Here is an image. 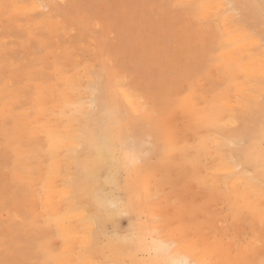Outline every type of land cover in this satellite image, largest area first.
Returning a JSON list of instances; mask_svg holds the SVG:
<instances>
[{
    "label": "bare ground",
    "instance_id": "6f19581e",
    "mask_svg": "<svg viewBox=\"0 0 264 264\" xmlns=\"http://www.w3.org/2000/svg\"><path fill=\"white\" fill-rule=\"evenodd\" d=\"M165 1L179 4L192 29H199L197 20L207 29L193 60L183 57L187 65L178 80L129 79L126 61L104 50L103 37L89 46L92 63L79 65L69 33L70 42L51 52L50 73L67 89L35 80L36 66H29L35 77L23 74L38 104L30 121L19 107L21 83L12 80L19 71L10 68L0 76V174L7 169L6 186L25 193L14 195L12 206L3 203L6 217L0 214V223L11 228V237L0 239V264H16L18 258L22 264H264V0ZM8 2L19 16L41 14L33 19L35 28H65L54 12L56 0ZM70 23L71 30L87 35L86 23ZM10 119L26 120V129L16 126L20 135H11L5 123ZM158 167L176 170L181 183L198 180L199 202L192 208L174 197L182 212L173 205L168 217L162 205L167 199L160 195L167 192L160 186L169 178L152 177L162 181L158 187L151 178L164 172L152 174ZM176 184L169 190L183 198L182 191L175 194ZM218 204L225 207L222 215ZM169 218L181 221L179 226L171 227ZM182 222L193 224L191 238ZM247 222L250 231L242 229Z\"/></svg>",
    "mask_w": 264,
    "mask_h": 264
},
{
    "label": "rangeland",
    "instance_id": "374dc122",
    "mask_svg": "<svg viewBox=\"0 0 264 264\" xmlns=\"http://www.w3.org/2000/svg\"><path fill=\"white\" fill-rule=\"evenodd\" d=\"M55 4H56L57 9L54 10V12L55 14L56 13L60 14V16L58 17V20L59 18L64 20L63 21L64 23L62 24H66L65 25L66 29L64 28L63 31L65 30L66 33L65 32L63 33L62 30L60 31L56 30L55 32L51 33V32H47L46 30H44V28H41V29L35 28V24H33L34 23L33 19L39 18L41 14H35L34 18L33 16L24 15V14H20L19 16V14L13 13L11 4L10 2H8V0H0V8H1L0 9V13H1L0 14V30H1L0 31V39H1L0 41V45H1V48H0V76L1 77L6 76L7 71L10 68H12L13 71H19V77H17L16 79L14 78L13 79L10 78V79H12L15 83L17 82L21 83L22 88L20 89V91L22 93L20 94H22L21 98H24V99L21 100L19 107L24 108L26 112H28V114L30 115V116L26 115L27 121H30L28 118L31 117L34 111V108L35 110L37 109L38 104H37V101L35 100V89L30 88L28 86L25 78L23 77V74L27 71V74L35 77V71H36L38 75L35 77V80H38L40 83H43V84L45 83L46 87H49V86L53 87V86L58 85L57 88H60V89L56 88L57 91H61V90L64 91L65 89H67L65 88L64 80H59V78L57 77L55 78L54 76H51L50 73H52L51 68L53 67L52 60L54 57L51 52H54L56 50L58 51L59 49L58 46H61V45H64V43L70 42L69 37L70 38L72 36L73 38L75 37V43L77 45L76 46L77 48L75 49V52H74L76 56L73 55V57L76 60V63L79 65H83L81 64V61H83L82 63H84L85 60H89V62L92 63V58L94 59V55L91 52L92 51L91 47L93 45H96L98 40L100 41L103 37L105 39L104 50L106 52H110L109 54H112L113 57L116 58L117 60L119 59V57H122L124 61H126V66H128L129 68L128 70V74L130 76L129 79H134L135 81H137L142 78L143 80L141 81H147L148 79V80H155L156 83L158 82V83L169 84V80L172 81V79H174L175 81V80L180 79L181 73L182 72L184 73L185 67L187 65V64L185 65L184 63H182L183 57L188 56L187 59L193 60V58L191 57H195L194 49H196V46H197V51H198L199 46H200V44H198L200 41L199 38H202L203 35L205 36L206 34L205 31L207 30V29L203 30V28L200 29V27L202 26L201 24H204V23L201 22L200 20L195 21V18L193 20L195 21V24H197V26L199 25V29H197L196 26H194L196 29L195 28L192 29L191 19L187 17L188 14L185 12L187 14L186 16V14H184V11L180 10L179 4L175 1L174 3H172V5H170L165 0H66V1L56 0ZM3 6H7V7L5 8ZM169 6H171L172 8ZM5 16H6V19L4 18ZM4 19L6 22H3ZM95 21L100 23L101 26H99L98 24V27H97L95 25L96 24ZM70 22H73L72 25H77V23H81V22L86 23L88 25L87 35L84 37H81L79 28H76L77 31H74L75 29L71 30ZM11 28L12 30H9ZM34 29L35 30L37 29V30L35 31ZM208 29H210V27H208ZM69 30H71L70 31L71 34ZM66 34L70 36L68 37V35ZM89 34L91 37L93 36L92 38H94L96 42L92 40L91 38H89L90 37ZM5 36L8 37L9 39L7 38L8 39L7 40ZM57 36L59 37L58 38L59 40L57 39ZM193 37L194 38L196 37V38L194 39ZM185 38H186V41H185ZM5 39L7 40L6 42H4ZM43 40H44V43H43ZM28 41H31L30 44L28 43ZM191 42L193 45L191 44ZM48 43L49 45H47ZM91 44L92 46L89 47ZM12 45L14 46L12 47ZM66 45H69V44H66ZM193 46H195V48ZM33 47L36 48V50ZM9 48H11V50ZM153 48H155V51H152ZM179 48L180 50H178ZM12 49L14 50L19 49V51L13 52ZM116 49H119V50H116ZM7 53L8 55H5ZM122 55H124V57ZM128 55L130 57H128ZM45 58L47 59L44 61ZM86 58H90V59H86ZM59 61L60 63H62L63 57L59 58ZM41 65L42 66L44 65L43 68ZM29 66H36L37 69L34 71V69L29 68ZM168 70L171 72L169 77L167 76ZM200 71L201 70H199L198 72V77L203 78V75H201L202 73ZM42 72H44V75L41 74ZM130 72L132 73V75ZM61 74L65 75V73L63 72ZM138 77H141V78L137 79ZM46 78L48 79L49 82H46ZM201 81H203V79ZM54 82H58V83L54 85L53 84ZM205 82L207 84V81L205 80L202 82L203 85ZM11 85L12 84H10L9 86ZM203 85L201 87H203ZM1 87H3V85H0V88ZM50 92L51 91H46V94L49 95ZM13 120L14 119H10L8 122H5L6 128L11 133V135L13 134L20 135V133L19 134L16 133L15 128L16 126H18V128L22 130L26 129L25 128L26 120L25 121L24 120L23 121H18V120L13 121ZM16 122H18V124ZM23 140H24L23 144H28L29 139L27 137L24 136ZM0 156H4V153L2 150L0 151ZM151 161L153 162V164H156V158H153ZM152 169H151V173L156 172L155 173L156 175L158 174L157 170H163V168L161 167L154 168L153 171ZM163 171L164 172L162 173L164 174L165 172L167 173L165 169ZM171 171L172 170H170V172ZM175 171L176 170H174L173 174H176L177 171L176 172ZM170 172L168 171V173L165 174L164 176V174H162L159 171L160 173L159 175L156 176L154 174L156 177L152 175L151 178L153 177V178L161 179L163 177V179L161 180H164L166 176H167V179L169 178L168 183L171 181L170 182L171 185L168 184L167 181H165L160 186L159 184L162 181L160 180L161 182H159V179L157 182V179L153 181L154 179L152 178V181L157 183V184L154 183V186L155 185L160 186L161 192H165V191L167 192L166 194L168 195V198L165 193L160 194V191H159V194L161 196L163 195L161 200L167 199V201H164V202L162 201V205L163 206L165 205L166 207L164 208V210L166 209L165 212L169 210L173 213V210H176L174 208H176L177 206H178L177 209L180 208L182 212V208L179 206V204H181L182 202L183 203L181 204L182 206L186 204V206L188 205L187 207H191L192 205L191 203H193L194 200H197L199 202V200L201 199V189L202 188L199 186L200 183L198 182V180L191 181L189 183L186 181L187 179L184 178L185 179V185H184V181H183L184 179L181 180L183 183L182 184L179 181L182 178L178 176V173L177 175L174 176ZM168 175L171 178L173 177L172 178L173 180L175 177L176 178L174 180L175 182ZM9 182H10V179L8 178L7 169H4L3 173L0 174V209L2 208L0 210V214H2L4 217H6V209L4 205L10 203V206H12L13 204L11 205V202L14 201L18 195L21 196L25 194L23 190L18 187L13 188L11 191L10 188L6 186L7 183ZM178 182H179V185H178ZM174 184L178 186L177 187L175 185L176 190L174 189V187H172V189L175 190V194L176 195L177 193L180 194V192L182 191V194L180 195H182V197L185 199L179 198V196H175L174 191L171 190L172 191L171 192L169 190V188L171 189V186H174ZM158 186H155V187H158ZM184 186L186 187L185 189H184ZM168 190H169V193H168ZM183 191H185L184 192L185 196L183 195ZM14 195H15V199L13 200ZM160 197L156 199L160 200L159 199ZM174 197L176 198L178 197V199L179 200L181 199L182 201L180 202L178 200L179 201L178 202L176 198ZM168 201H169V206L166 205ZM176 204H178L176 207L173 206ZM192 208H193V205H192ZM189 209L191 210V208ZM217 209H218L219 214L221 213L220 215H222L223 212L225 211V207L222 206L221 204L217 205ZM168 212H166L167 215H168ZM186 214H187L186 217L189 216V219H190L191 215H189V213L187 212ZM169 216H172V215L169 213L168 217ZM183 216L185 215H182V217ZM126 217L127 216L121 217L122 227L126 225L123 228H126L128 224V219ZM172 218L173 217H171V219ZM171 219L168 220L167 222L172 221L171 222L172 225L171 224L169 225L171 227L174 226V228L176 226L175 224H178L181 222V221L180 222L175 221V223H173V220ZM183 219H184L183 221H185V219L187 218L183 217ZM1 221H5V220L3 219V220H0V222ZM17 221L19 223L21 222L20 219H17ZM191 221L192 219L190 220V223ZM186 222H189V221L186 220L185 223ZM3 223H0V228H3L5 226V223L4 224ZM190 223L187 226L184 224V222H182L181 224H184L183 228L184 229L186 228L185 230L187 233L190 231V234H192L193 229L191 227L193 226V224L191 225ZM227 223L231 225L232 221L229 220L227 221ZM158 224H159V219H158ZM170 226L169 227L167 226L166 229L167 228L171 229ZM177 226H179V224ZM8 229H11V228H9L8 226L0 230V239L4 240V239H7L8 237H11L6 234V231ZM242 229L250 231L249 223L248 222L245 223ZM187 233H185V235ZM187 236H189L188 238H191V235H189V233ZM54 243L56 245H59V242L56 240L54 241ZM8 244H9V241L7 242V245ZM35 260H38V259L35 257ZM16 264H22L19 258L16 260ZM27 264H31V263H27Z\"/></svg>",
    "mask_w": 264,
    "mask_h": 264
}]
</instances>
